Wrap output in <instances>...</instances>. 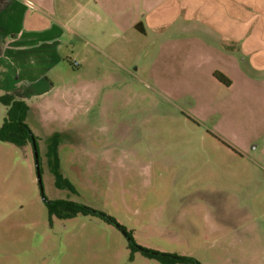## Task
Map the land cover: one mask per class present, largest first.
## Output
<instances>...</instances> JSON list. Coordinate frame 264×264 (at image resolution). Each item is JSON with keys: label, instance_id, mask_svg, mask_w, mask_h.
I'll list each match as a JSON object with an SVG mask.
<instances>
[{"label": "rangeland", "instance_id": "rangeland-1", "mask_svg": "<svg viewBox=\"0 0 264 264\" xmlns=\"http://www.w3.org/2000/svg\"><path fill=\"white\" fill-rule=\"evenodd\" d=\"M124 1L125 14L97 19L123 25L121 45L112 36L105 55L82 43L81 68L66 58L29 112L44 195L103 212L141 247L264 264V48L258 69L239 61L254 84L231 69L229 88L215 73L230 65L202 46L216 37L207 24L239 23L241 37L260 25L264 0ZM5 114L0 104V126ZM129 244L99 216L51 214L34 146L0 141V264H166Z\"/></svg>", "mask_w": 264, "mask_h": 264}, {"label": "crops", "instance_id": "crops-1", "mask_svg": "<svg viewBox=\"0 0 264 264\" xmlns=\"http://www.w3.org/2000/svg\"><path fill=\"white\" fill-rule=\"evenodd\" d=\"M221 4L224 6V1ZM158 7L157 3L153 10ZM127 10L124 0H0V93L14 94L25 100L29 105L28 117L33 106H41V99L55 90L50 75L66 58L74 67L81 68L86 55L84 60L81 59L76 55V48L79 50L82 43L99 53L104 51L105 55L106 48L112 46V36L117 37L116 43L121 45L126 32L123 25H113L112 22L98 24L97 19L113 13L119 18ZM222 10L225 12V9ZM232 10L229 14L233 15V21L237 12ZM260 11L261 24L258 25L255 19L246 26L242 37L238 33L239 23L205 25L207 33L214 34L216 40L208 37L202 46L213 50L217 58L230 65V68L217 69L230 80V84L226 85L229 88L236 85L231 69L236 70L235 74L243 75L239 70L242 55L249 56L252 68L258 69L251 59L264 48V41L256 40L248 33L264 32V9ZM131 27L138 34L147 35L142 21L133 22ZM188 29L184 27V30ZM246 46L251 50L245 51ZM83 53L90 55V52ZM88 59L93 60V57ZM243 76L255 81L247 74Z\"/></svg>", "mask_w": 264, "mask_h": 264}, {"label": "trees", "instance_id": "trees-1", "mask_svg": "<svg viewBox=\"0 0 264 264\" xmlns=\"http://www.w3.org/2000/svg\"><path fill=\"white\" fill-rule=\"evenodd\" d=\"M215 77L225 85L230 84V80L221 72H216ZM0 104L6 108V114L3 123L0 126V141L11 142L20 147H25L28 144L33 145V141L36 142V137L26 122L29 110L28 103L14 94L0 93ZM47 206L49 207L51 214L56 213L59 216H75L78 214L95 215L101 217L105 221L112 223L109 218H106L102 215L104 214L103 212L75 201L59 199L51 201L49 204H47ZM123 228L125 229V227ZM128 237L130 241L129 246L133 250L141 251L144 255L150 258L159 259L166 264H201L196 260V258L191 256L162 253L141 247L135 244L129 233Z\"/></svg>", "mask_w": 264, "mask_h": 264}, {"label": "water", "instance_id": "water-1", "mask_svg": "<svg viewBox=\"0 0 264 264\" xmlns=\"http://www.w3.org/2000/svg\"><path fill=\"white\" fill-rule=\"evenodd\" d=\"M33 146H34V150H35V160H36V166H37L38 182L41 185L43 201L45 204H47L49 202V200L46 198V196L43 193L42 178H41V172H40V168H39V154H38V150H37V146H36L35 141H33ZM102 215L106 218H109L112 221V223L116 224L128 236L127 231L120 224L116 223L113 219L110 218V216H108L106 214H102Z\"/></svg>", "mask_w": 264, "mask_h": 264}, {"label": "flooded vegetation", "instance_id": "flooded-vegetation-1", "mask_svg": "<svg viewBox=\"0 0 264 264\" xmlns=\"http://www.w3.org/2000/svg\"><path fill=\"white\" fill-rule=\"evenodd\" d=\"M51 201H54V200H49V202L47 204H49Z\"/></svg>", "mask_w": 264, "mask_h": 264}]
</instances>
